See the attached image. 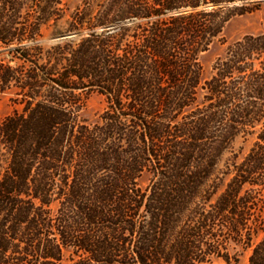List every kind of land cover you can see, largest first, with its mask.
Wrapping results in <instances>:
<instances>
[{"label": "trees", "instance_id": "16d2710c", "mask_svg": "<svg viewBox=\"0 0 264 264\" xmlns=\"http://www.w3.org/2000/svg\"><path fill=\"white\" fill-rule=\"evenodd\" d=\"M259 9L0 0V264H264V30L199 61Z\"/></svg>", "mask_w": 264, "mask_h": 264}, {"label": "rangeland", "instance_id": "374dc122", "mask_svg": "<svg viewBox=\"0 0 264 264\" xmlns=\"http://www.w3.org/2000/svg\"><path fill=\"white\" fill-rule=\"evenodd\" d=\"M66 7L65 15L59 22L57 26H62L65 19L68 17L70 11L80 4L81 0H63ZM52 27L43 29L42 37L40 42L43 46L47 47L61 39L66 35H56L52 36ZM264 30V9L255 10L252 12H247L239 15L232 16L225 24L221 33L223 41H214L207 50L202 52L199 56V61L202 65V79L207 78L211 72V66L213 61L219 56L225 49L226 45L246 34H256ZM61 37L58 38L57 37ZM9 93H0V119L5 115L9 114L13 108L12 102L10 100ZM105 106L104 95L93 90L87 96L85 107L82 111V117L88 122H93L97 120L98 115L101 113ZM242 146L244 149L248 146V142L244 143L241 139H238L235 143V148ZM235 250L239 252V259L236 264H247L248 252H240L238 247L229 248V252L233 253ZM211 264H225L221 259H215Z\"/></svg>", "mask_w": 264, "mask_h": 264}, {"label": "water", "instance_id": "95a60500", "mask_svg": "<svg viewBox=\"0 0 264 264\" xmlns=\"http://www.w3.org/2000/svg\"><path fill=\"white\" fill-rule=\"evenodd\" d=\"M58 38H61V37L59 36V37H57V39H58Z\"/></svg>", "mask_w": 264, "mask_h": 264}]
</instances>
